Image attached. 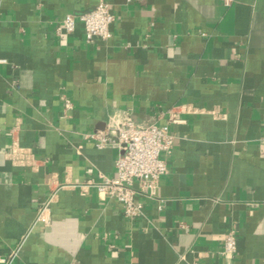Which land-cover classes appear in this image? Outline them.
Listing matches in <instances>:
<instances>
[{
    "label": "crops",
    "instance_id": "obj_1",
    "mask_svg": "<svg viewBox=\"0 0 264 264\" xmlns=\"http://www.w3.org/2000/svg\"><path fill=\"white\" fill-rule=\"evenodd\" d=\"M102 2L110 39L56 33ZM126 112L179 121L134 219L96 187L119 151L86 138ZM0 264H264V0H0Z\"/></svg>",
    "mask_w": 264,
    "mask_h": 264
},
{
    "label": "built area",
    "instance_id": "obj_2",
    "mask_svg": "<svg viewBox=\"0 0 264 264\" xmlns=\"http://www.w3.org/2000/svg\"><path fill=\"white\" fill-rule=\"evenodd\" d=\"M222 1L229 6L235 0ZM114 21L110 5L102 2L92 11L68 15L55 30L58 35L71 34L80 23L84 28L86 41L90 43L95 38L110 39ZM65 107L71 109L72 102L69 99L65 100ZM178 122L171 112L163 125L155 122L137 123L126 112L121 120H117L106 130L86 135L98 148L115 147L119 151L115 162V177L102 178L96 187L104 201L114 199L122 205L127 219H134L142 214L143 204L136 200L137 196H155L162 177L168 174L167 157L176 145V136L171 127ZM91 185H94L92 180L82 185L81 189ZM51 203L52 198L40 210L39 219L44 224L49 223ZM236 252L237 239L231 231L225 238L223 254L232 258Z\"/></svg>",
    "mask_w": 264,
    "mask_h": 264
}]
</instances>
